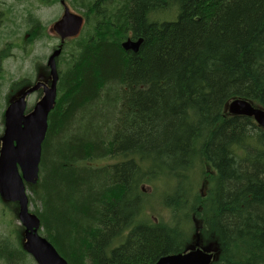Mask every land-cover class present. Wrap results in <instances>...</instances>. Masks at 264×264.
<instances>
[{
    "label": "trees",
    "instance_id": "1",
    "mask_svg": "<svg viewBox=\"0 0 264 264\" xmlns=\"http://www.w3.org/2000/svg\"><path fill=\"white\" fill-rule=\"evenodd\" d=\"M70 2L86 22L58 59L28 186L42 236L67 264H155L193 248L198 219L200 245H216L212 264H264V131L223 112L233 99L264 110V0ZM27 20L38 39L40 21ZM128 39L141 40L136 53L122 49ZM97 159L107 164L88 166ZM145 185L167 222L141 218L155 208ZM19 232L0 236L1 263H33Z\"/></svg>",
    "mask_w": 264,
    "mask_h": 264
},
{
    "label": "water",
    "instance_id": "2",
    "mask_svg": "<svg viewBox=\"0 0 264 264\" xmlns=\"http://www.w3.org/2000/svg\"><path fill=\"white\" fill-rule=\"evenodd\" d=\"M83 19L64 7L60 20L51 28L64 41L78 36ZM61 54L58 47L47 59L51 78L50 86L36 83L8 105L4 113V133L0 139V199L17 204V220L23 228L22 250L31 256L36 264H66L53 246L39 234L40 221L29 209L26 185L35 186L38 180L41 147L47 132V118L53 110L56 99V59ZM43 90V97L31 113L24 115L26 98L37 90ZM227 110L231 115L253 118L264 128V111L254 108L240 99L231 101ZM212 254L195 249L161 257L155 264H211Z\"/></svg>",
    "mask_w": 264,
    "mask_h": 264
},
{
    "label": "rangeland",
    "instance_id": "3",
    "mask_svg": "<svg viewBox=\"0 0 264 264\" xmlns=\"http://www.w3.org/2000/svg\"><path fill=\"white\" fill-rule=\"evenodd\" d=\"M71 0L66 1V5L70 12L78 15H83L84 8L75 10L70 4ZM58 0H47L44 1V4L37 3L35 0H0V54L4 56L0 64V88L2 94L0 96V135L3 131V122L2 115L7 105L16 97L15 91L12 90V84L15 81H32V79L41 73V77L45 79L47 67L46 59L50 53L57 48L60 44L59 37H55L51 32L52 24L60 18L62 15V7L59 4H56ZM83 10V11H81ZM28 11L37 17L41 22V26L44 28L42 35L36 40H30L31 33L28 29V20L27 15ZM176 18V13L174 11L165 13L159 16L161 21H174ZM25 32H29L27 39L25 41ZM45 34L48 36L46 38ZM25 42V43H24ZM58 44V45H57ZM66 46V42L64 41ZM64 46V47H65ZM64 50V49H63ZM31 61L35 66L42 65V68H34L31 65ZM46 82V81H45ZM28 83H24L26 86ZM40 99V93H35L27 99V110H31L34 104ZM227 107L224 108L225 112ZM107 164L105 161H98L89 163L88 166L100 167ZM207 173L213 175V170L207 168ZM162 184L166 183L165 180L160 179ZM204 179L198 182L196 185V192L205 193L207 192V183L202 188V183ZM143 193L146 195L144 201L149 203V207H155L152 210H145L141 218L143 220L148 219L156 221L160 219L162 222L168 221L167 210L162 206L160 201L157 199L156 194L152 193L153 187L150 185L142 186ZM31 197L30 200L36 199L35 194L27 192ZM159 193V192H157ZM155 194V195H154ZM154 195V196H153ZM205 196V195H204ZM8 206H11L10 204ZM157 206V207H156ZM39 208V204L35 203L30 205V210L33 211L34 208ZM9 211L7 205L0 203V236H5L8 230H16L19 227V223L16 220L15 209ZM197 220V226H199L200 221ZM20 228V227H19ZM18 234L14 236L17 240ZM21 237V233L19 232ZM200 238V234L198 233ZM18 241V240H17ZM21 243V238H19ZM209 246L210 253H214V243ZM202 246H207L204 242L201 241ZM0 264H3L0 262ZM31 264H34V262Z\"/></svg>",
    "mask_w": 264,
    "mask_h": 264
},
{
    "label": "bare ground",
    "instance_id": "4",
    "mask_svg": "<svg viewBox=\"0 0 264 264\" xmlns=\"http://www.w3.org/2000/svg\"><path fill=\"white\" fill-rule=\"evenodd\" d=\"M172 1V0H171ZM177 3V2H176ZM170 8V7H169ZM171 9V8H170ZM162 12H164V11H162ZM165 13V12H164ZM162 15V14H161ZM152 16V15H151ZM157 17H158V15H157ZM156 17V18H157ZM59 37V36H58ZM65 41V40H64ZM64 41H61V38L59 37V42H60V44H59V46L58 47H60L61 46V52H62V45L64 44ZM140 44H141V40H138V41H135V42H133V41H131V40H126L124 43H122V45H121V47H122V49L124 50V51H131V52H133V53H136L137 51H138V48H139V46H140ZM105 159V158H104ZM103 160V159H102ZM97 161H98V159H97ZM143 204V203H142ZM139 222V221H138ZM139 224V223H138ZM56 251V250H55ZM207 252V251H206ZM208 253V252H207ZM58 254V253H57ZM209 254H211V253H209ZM59 255V254H58ZM60 256V255H59ZM61 257V256H60ZM62 258V257H61ZM63 259V258H62ZM64 260V259H63Z\"/></svg>",
    "mask_w": 264,
    "mask_h": 264
},
{
    "label": "flooded vegetation",
    "instance_id": "5",
    "mask_svg": "<svg viewBox=\"0 0 264 264\" xmlns=\"http://www.w3.org/2000/svg\"><path fill=\"white\" fill-rule=\"evenodd\" d=\"M64 45H65V44L62 45V51H63ZM57 48H58V47H57ZM61 54H62V52H61ZM60 56H61V55H60ZM116 248H118V244H116V246L113 247V249H116Z\"/></svg>",
    "mask_w": 264,
    "mask_h": 264
}]
</instances>
